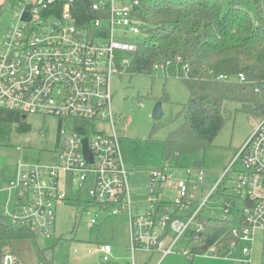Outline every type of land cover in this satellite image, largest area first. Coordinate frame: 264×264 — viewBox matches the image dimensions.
I'll use <instances>...</instances> for the list:
<instances>
[{
    "label": "built area",
    "instance_id": "2783aa9c",
    "mask_svg": "<svg viewBox=\"0 0 264 264\" xmlns=\"http://www.w3.org/2000/svg\"><path fill=\"white\" fill-rule=\"evenodd\" d=\"M139 5L140 0H15L11 5L12 20L0 42V109L55 116L60 125L70 121V130L59 129L60 148L50 163H18L17 176L7 185L14 196L11 224L37 236L53 233L56 204L67 200L60 185L67 173L79 185V195L86 188L88 202L110 214L127 213L132 253L141 249L165 256L174 252L177 241L198 237L204 230V206L228 183L232 199L242 202L239 223L232 227L237 240L229 245H240V262L249 264L255 231L264 229V115L207 192H195L204 187L201 168L194 180L190 168L182 178L179 166L161 163L149 173L147 207L140 212L131 199L130 173L115 129L116 119L124 117L111 107V77L126 72L128 53L137 48L141 22L133 10ZM117 27L123 29L122 39L115 38ZM129 34L136 40H125ZM153 67L166 69L163 64ZM237 77L244 79L241 73ZM100 122L110 131L98 128ZM85 137L92 161L84 154ZM237 162L240 166L233 170ZM232 199L224 201L220 217H233ZM94 250L103 261L111 259L110 244H96ZM183 253L190 258L196 254L189 248ZM199 254L218 255L215 245ZM0 264L21 263L5 247Z\"/></svg>",
    "mask_w": 264,
    "mask_h": 264
},
{
    "label": "rangeland",
    "instance_id": "374dc122",
    "mask_svg": "<svg viewBox=\"0 0 264 264\" xmlns=\"http://www.w3.org/2000/svg\"><path fill=\"white\" fill-rule=\"evenodd\" d=\"M14 1L0 0V42L12 20L11 5ZM243 6L248 9L251 17H255L253 5ZM122 30L120 27L115 29L116 39L124 37ZM130 39L136 40V37L129 34L125 40ZM111 90L112 110L115 114L124 117L123 120L116 119L115 129L119 137L121 157L130 173L131 199L141 212L145 206L149 173L156 164L162 163V140L180 125L179 112L182 105L188 102L189 92L178 77L176 63H168L165 71L159 69L152 74L131 75L126 72L114 74L111 77ZM157 101L161 102L162 115L158 119H153L150 114ZM237 108L238 105L235 103L228 104L232 115L211 146L180 157L178 161V175L182 178H186V168L192 170L191 176L194 180L198 176L199 168L204 171V187L203 190L196 189L197 194L201 191L207 192L221 177L236 150L258 122L257 117L241 111L235 112ZM25 122L29 125V129H20L17 122L0 127V183L4 185L7 184L13 171L12 178L16 177V169L20 161L50 163L60 148V127L70 130V121L60 125L59 119L55 116L30 114L25 115ZM97 127L110 131L106 122L97 123ZM197 160L202 162L201 167H196ZM239 166L237 162L233 170ZM233 170L230 171V175L233 174ZM60 185L67 200L56 204L53 233L37 236L35 240L32 237L17 239L12 243V247L18 250L17 256L21 264H33L44 260L53 264H127L132 254L134 259L143 255L145 251L136 249L132 253L129 248L130 226L127 213L110 214L108 209L85 204L89 201L86 188L83 187L79 195V185L72 180L70 174L66 173L60 177ZM231 193L230 184L226 183L220 191L214 192L204 206L203 213L223 215L224 201ZM79 196L81 203L78 204ZM232 200L231 220L237 225L242 202L237 199ZM91 218L96 219L95 223H90ZM0 222L9 223L7 207L3 203H0ZM99 243L110 244L112 248L110 262L102 261L96 254L94 248ZM184 245L183 239L177 243V247L180 248ZM74 248L77 249L76 252ZM88 248L92 250L90 253L87 252ZM225 256L233 262L212 260V263H209L242 264L238 262L241 255L236 250ZM249 258V264H264V230L256 229L254 247Z\"/></svg>",
    "mask_w": 264,
    "mask_h": 264
},
{
    "label": "trees",
    "instance_id": "16d2710c",
    "mask_svg": "<svg viewBox=\"0 0 264 264\" xmlns=\"http://www.w3.org/2000/svg\"><path fill=\"white\" fill-rule=\"evenodd\" d=\"M243 5H253L255 17ZM133 15L141 22L140 35L128 53L126 73L152 74L154 64L176 63L189 92L180 125L162 140L163 164L178 166L180 157L211 146L232 115L230 103L238 105L235 112L264 115V0H140ZM13 122L29 129L25 115L0 109V127ZM195 164L202 166L200 160ZM203 221L204 230L187 241L191 251L199 254L215 245L218 255L228 254L237 240L233 222L216 216ZM30 237L37 235L26 227L0 223V254L8 247L18 255L13 241Z\"/></svg>",
    "mask_w": 264,
    "mask_h": 264
},
{
    "label": "crops",
    "instance_id": "0c3cea01",
    "mask_svg": "<svg viewBox=\"0 0 264 264\" xmlns=\"http://www.w3.org/2000/svg\"><path fill=\"white\" fill-rule=\"evenodd\" d=\"M125 1H127V0H125ZM156 165H158V164H156ZM16 172H17V169H16ZM13 174H14V171L10 174L11 177L9 178L8 182L11 179H13L12 178ZM8 182H7L6 185L0 183V203H3L7 207L8 216H9V223L8 224L7 223H3V222H0V223L7 224V225H12L11 224V218H10V211L12 210V204H13L14 196H13V193H11V191L7 188ZM147 185H148V183H147ZM147 185H146V187H147ZM146 197H147V194H146ZM226 197H227V200H225V201H228L229 199H232L231 196H226ZM146 207H147V200L145 199V206L143 207L142 210H144ZM138 210H139V208H138ZM230 213L233 215V213L231 211H230ZM204 216L211 217V216H214V215H212V214L205 215L204 214ZM220 216H222V215H218L216 217H220ZM229 220H231V218ZM238 223H239V218H238ZM233 225H235V224H233ZM261 230H264V229H261ZM179 241H177V243ZM177 243H176V245L174 247V252L169 253V254H167L165 256H161V254L158 251H152V252L145 251V252H143V255H141L137 259H134V256L132 254V258H131V260H127V264H211L212 260H227V261L233 262L232 260L227 259V256H220V255H216V256L215 255H204V256H208V257H213V258H208V257L205 258L203 256V254H194L190 258L188 255L183 253V251L186 248L190 249V247H187V242L184 241L185 245L183 247H181V248L177 247ZM253 247H254V240H253L252 244L250 245L249 256L251 255V253L253 251ZM6 248H8V247H6ZM8 249H10V248H8ZM233 250L238 251L239 254L241 255V258L243 257V253L241 251V246L240 245L236 246L235 248H232L231 251L229 252V254L232 253ZM190 251H191V249H190ZM96 254H98L99 258L102 260L101 254L97 253V252H96ZM201 255H202V257H196V256H201ZM203 258H205V259H203ZM110 261H111V259L109 261H107V262H110ZM209 262H211V263H209ZM238 262H240V258H239ZM36 263H33V264H36Z\"/></svg>",
    "mask_w": 264,
    "mask_h": 264
},
{
    "label": "water",
    "instance_id": "95a60500",
    "mask_svg": "<svg viewBox=\"0 0 264 264\" xmlns=\"http://www.w3.org/2000/svg\"><path fill=\"white\" fill-rule=\"evenodd\" d=\"M23 17L25 19H28L29 18V14L28 13H24ZM162 115V109H161V102L160 101H157L153 108H152V111H151V114L150 116L153 118V119H158L160 116ZM83 150H84V154L86 156V158L89 160V161H92V154L88 148V145H87V138H83Z\"/></svg>",
    "mask_w": 264,
    "mask_h": 264
}]
</instances>
